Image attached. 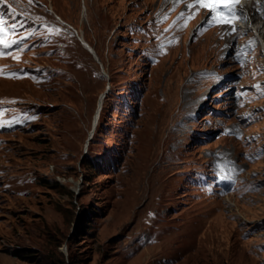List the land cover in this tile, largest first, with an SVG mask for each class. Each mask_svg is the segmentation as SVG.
I'll list each match as a JSON object with an SVG mask.
<instances>
[{
    "label": "rangeland",
    "instance_id": "obj_1",
    "mask_svg": "<svg viewBox=\"0 0 264 264\" xmlns=\"http://www.w3.org/2000/svg\"><path fill=\"white\" fill-rule=\"evenodd\" d=\"M0 21V264H264L247 33L196 0H0Z\"/></svg>",
    "mask_w": 264,
    "mask_h": 264
},
{
    "label": "bare ground",
    "instance_id": "obj_2",
    "mask_svg": "<svg viewBox=\"0 0 264 264\" xmlns=\"http://www.w3.org/2000/svg\"><path fill=\"white\" fill-rule=\"evenodd\" d=\"M238 9L240 14L244 18L233 19L228 25L232 27H238V32H242L247 35H243V42L237 44V48L240 50H245L251 47L252 43L258 45L262 51H264V0H240L238 3ZM235 11V10H234ZM239 15L236 13V17ZM79 32V31H78ZM77 38L80 41L82 47L89 51L94 58L96 55L94 50L85 42L83 36L77 33ZM89 47V49L86 47ZM100 103H98L99 106ZM97 124V116L93 121L95 125Z\"/></svg>",
    "mask_w": 264,
    "mask_h": 264
},
{
    "label": "trees",
    "instance_id": "obj_3",
    "mask_svg": "<svg viewBox=\"0 0 264 264\" xmlns=\"http://www.w3.org/2000/svg\"><path fill=\"white\" fill-rule=\"evenodd\" d=\"M84 163H85V165L88 168H90V169H96L95 164L83 162V164ZM81 217H82L81 216V213L80 212H77V220L78 221H76L74 223V225H73V229H72V232H71V237H75V236L78 237L82 233H86L87 232V231L85 232V227H88V225L87 224L86 225L83 224L87 220V218L86 217L81 218ZM28 252H30V251H28ZM26 253L27 252L26 251L24 252V250H22V249H16L13 252H11V255H13L15 257H21V258L27 257V258H30V259H33V260L36 259V258L33 257V255L26 254ZM40 259L41 258H39V260H38V263L39 264H67V263H65L64 258L61 255H60V259H58V261H56L58 263L54 262L53 260H51V259H49L47 257L42 258L41 260Z\"/></svg>",
    "mask_w": 264,
    "mask_h": 264
},
{
    "label": "snow or ice",
    "instance_id": "obj_4",
    "mask_svg": "<svg viewBox=\"0 0 264 264\" xmlns=\"http://www.w3.org/2000/svg\"><path fill=\"white\" fill-rule=\"evenodd\" d=\"M202 2H203V0H196V3H202ZM193 6L194 5H189V7H193ZM233 8H234V5L229 8V12H230L231 16L235 17L236 13L233 11ZM213 10H215V6H213ZM220 15H222V14H220ZM242 18L246 19V17H242ZM221 22H231V21L230 20H222ZM2 23L3 22L0 21V25H2ZM0 30H2V29H0ZM0 42H2V41H0ZM5 46L8 47L9 45L5 44Z\"/></svg>",
    "mask_w": 264,
    "mask_h": 264
},
{
    "label": "water",
    "instance_id": "obj_5",
    "mask_svg": "<svg viewBox=\"0 0 264 264\" xmlns=\"http://www.w3.org/2000/svg\"><path fill=\"white\" fill-rule=\"evenodd\" d=\"M86 46V45H85ZM87 47V46H86ZM88 49H89V47H87ZM107 93V89H106V91H105V93H103L102 95H101V98L99 99V103H101V100L105 97V94ZM100 104H99V107H98V109H100ZM93 129H94V127H93ZM90 140V137L88 138V141Z\"/></svg>",
    "mask_w": 264,
    "mask_h": 264
},
{
    "label": "built area",
    "instance_id": "obj_6",
    "mask_svg": "<svg viewBox=\"0 0 264 264\" xmlns=\"http://www.w3.org/2000/svg\"><path fill=\"white\" fill-rule=\"evenodd\" d=\"M236 6V5H235Z\"/></svg>",
    "mask_w": 264,
    "mask_h": 264
}]
</instances>
